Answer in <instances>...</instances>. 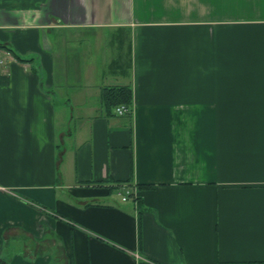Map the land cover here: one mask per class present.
Wrapping results in <instances>:
<instances>
[{
  "label": "crops",
  "instance_id": "crops-1",
  "mask_svg": "<svg viewBox=\"0 0 264 264\" xmlns=\"http://www.w3.org/2000/svg\"><path fill=\"white\" fill-rule=\"evenodd\" d=\"M0 264H264V0H0Z\"/></svg>",
  "mask_w": 264,
  "mask_h": 264
},
{
  "label": "trees",
  "instance_id": "trees-1",
  "mask_svg": "<svg viewBox=\"0 0 264 264\" xmlns=\"http://www.w3.org/2000/svg\"><path fill=\"white\" fill-rule=\"evenodd\" d=\"M101 95L105 106L111 107L118 104L130 105L132 92L128 85L104 86Z\"/></svg>",
  "mask_w": 264,
  "mask_h": 264
},
{
  "label": "built area",
  "instance_id": "built-area-1",
  "mask_svg": "<svg viewBox=\"0 0 264 264\" xmlns=\"http://www.w3.org/2000/svg\"><path fill=\"white\" fill-rule=\"evenodd\" d=\"M129 110H128V107L126 106V105H124V104H121V105H119V106H117L116 107V112L118 113V114H124V113H126V112H128ZM133 191H131L130 193H129V195H131L133 198H135V189H132ZM127 198V196H123L122 197V199L123 200H125Z\"/></svg>",
  "mask_w": 264,
  "mask_h": 264
},
{
  "label": "rangeland",
  "instance_id": "rangeland-1",
  "mask_svg": "<svg viewBox=\"0 0 264 264\" xmlns=\"http://www.w3.org/2000/svg\"><path fill=\"white\" fill-rule=\"evenodd\" d=\"M122 193H124L125 195H129V193L128 192H125V191H121Z\"/></svg>",
  "mask_w": 264,
  "mask_h": 264
}]
</instances>
